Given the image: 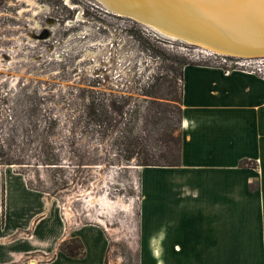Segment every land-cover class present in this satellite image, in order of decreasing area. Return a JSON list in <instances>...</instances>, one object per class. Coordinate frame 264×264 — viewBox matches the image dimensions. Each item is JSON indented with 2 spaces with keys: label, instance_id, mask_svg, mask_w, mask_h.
Masks as SVG:
<instances>
[{
  "label": "rangeland",
  "instance_id": "obj_1",
  "mask_svg": "<svg viewBox=\"0 0 264 264\" xmlns=\"http://www.w3.org/2000/svg\"><path fill=\"white\" fill-rule=\"evenodd\" d=\"M240 60L162 36L100 0H0V168L45 191L68 226L101 225L106 264H139L141 160L177 159L184 65L233 69ZM93 109L106 111L102 126ZM105 196L132 204L105 215L109 227L100 203L89 204ZM251 229L241 227L249 231L241 241L225 239V252L246 245Z\"/></svg>",
  "mask_w": 264,
  "mask_h": 264
},
{
  "label": "crops",
  "instance_id": "obj_2",
  "mask_svg": "<svg viewBox=\"0 0 264 264\" xmlns=\"http://www.w3.org/2000/svg\"><path fill=\"white\" fill-rule=\"evenodd\" d=\"M182 94L181 163L140 168L139 264L192 258L264 264V78L188 64ZM244 159L257 166H240ZM245 226L253 228L247 244L226 253L225 239L241 241ZM74 237L84 244L83 257L59 250ZM109 248L101 225L68 226L45 191L31 187L25 174L0 168V264H106ZM235 248L241 251H229Z\"/></svg>",
  "mask_w": 264,
  "mask_h": 264
},
{
  "label": "bare ground",
  "instance_id": "obj_3",
  "mask_svg": "<svg viewBox=\"0 0 264 264\" xmlns=\"http://www.w3.org/2000/svg\"><path fill=\"white\" fill-rule=\"evenodd\" d=\"M100 1L119 14L123 11L135 14L162 36L193 44L196 43L191 39L206 41L218 49L213 51L223 55L247 57L243 51L264 50V0ZM96 201L102 207L100 221L108 227L105 215L112 216L117 209H132L131 203L116 202L107 196L90 199L89 204Z\"/></svg>",
  "mask_w": 264,
  "mask_h": 264
},
{
  "label": "trees",
  "instance_id": "obj_4",
  "mask_svg": "<svg viewBox=\"0 0 264 264\" xmlns=\"http://www.w3.org/2000/svg\"><path fill=\"white\" fill-rule=\"evenodd\" d=\"M188 64L208 65V66H222V65L213 64V63H185V65H188ZM222 67L226 68L225 66H222ZM182 77H183V73H182ZM182 95L183 94H181V99H180L181 109H182ZM90 113L94 117V118H92L93 119L92 120L93 123H95V124H97L99 126H102L104 121H106V119L108 118V115H107L106 111L93 109V110L90 111ZM181 115H182V110H181ZM181 133H182V129H181ZM182 142H183V137L181 135L180 142L178 141V139L175 141V144L179 145L178 146L179 153H177V159L166 160L164 163H159V162H151V161L143 158L141 160L142 166H147V165L175 166V165H179L181 163ZM240 166H242V167H245V166L256 167L257 163H256V161H251V160H248V159H244V160H241ZM253 187L254 186L252 185V188ZM59 250L61 252L65 253V254H67V255H69L71 257H75V258L83 257L85 255V252H86L84 244H83V242L81 241V239L79 237L65 239L64 241L61 242V244L59 246Z\"/></svg>",
  "mask_w": 264,
  "mask_h": 264
},
{
  "label": "built area",
  "instance_id": "obj_5",
  "mask_svg": "<svg viewBox=\"0 0 264 264\" xmlns=\"http://www.w3.org/2000/svg\"><path fill=\"white\" fill-rule=\"evenodd\" d=\"M241 58L239 62V67H234L233 69H243L245 71H249L255 73L264 78V56L258 57H239ZM227 72H229L230 68H225Z\"/></svg>",
  "mask_w": 264,
  "mask_h": 264
},
{
  "label": "water",
  "instance_id": "obj_6",
  "mask_svg": "<svg viewBox=\"0 0 264 264\" xmlns=\"http://www.w3.org/2000/svg\"><path fill=\"white\" fill-rule=\"evenodd\" d=\"M114 12V11H113ZM116 13V12H115ZM120 15H122V16H126V17H130V18H132V19H134V20H136V21H138V22H147V21H141V19L138 17V16H136L135 14H133V13H130V12H127V11H123L122 12V14H120ZM151 22V21H150ZM149 24H154V23H149ZM154 26H158V27H160L159 25H155L154 24ZM174 35H176V36H179V37H181V38H184L185 39V37H183L182 35H179V34H174ZM191 40H193V42L194 43H196V44H198V45H200V46H202V47H204V48H207V49H209V50H218V49H216L214 46H212V45H209L206 41H201V40H195V39H191ZM244 55H246L247 57H258V56H264V50H248V51H243L242 52Z\"/></svg>",
  "mask_w": 264,
  "mask_h": 264
}]
</instances>
